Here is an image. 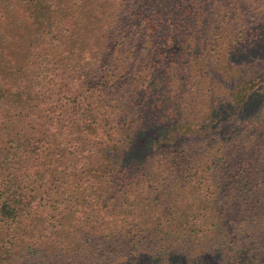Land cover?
Segmentation results:
<instances>
[{
  "label": "trees",
  "instance_id": "trees-1",
  "mask_svg": "<svg viewBox=\"0 0 264 264\" xmlns=\"http://www.w3.org/2000/svg\"><path fill=\"white\" fill-rule=\"evenodd\" d=\"M260 61L264 0H0V264H264Z\"/></svg>",
  "mask_w": 264,
  "mask_h": 264
},
{
  "label": "rangeland",
  "instance_id": "rangeland-1",
  "mask_svg": "<svg viewBox=\"0 0 264 264\" xmlns=\"http://www.w3.org/2000/svg\"><path fill=\"white\" fill-rule=\"evenodd\" d=\"M233 70H237V68L232 67ZM260 72H264V61L255 62L254 64H247L245 66H240L238 69V73L236 76L232 77L230 80L226 81V85L234 90L237 86L243 85L247 80H249L252 76H259ZM235 124H225L223 126L214 128L209 132L197 133L189 136H181L178 135L176 137L175 145H178L182 142H199L205 141L211 137L215 136H227L232 133Z\"/></svg>",
  "mask_w": 264,
  "mask_h": 264
}]
</instances>
